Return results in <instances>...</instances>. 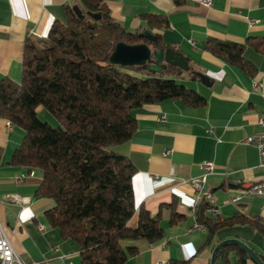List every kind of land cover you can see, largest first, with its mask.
Segmentation results:
<instances>
[{
    "label": "crops",
    "instance_id": "crops-1",
    "mask_svg": "<svg viewBox=\"0 0 264 264\" xmlns=\"http://www.w3.org/2000/svg\"><path fill=\"white\" fill-rule=\"evenodd\" d=\"M75 1L0 0V80L20 79L25 41L31 37L41 45L53 22L66 23L64 8ZM181 1L104 0L111 18L129 31L143 24L141 15H165L168 25L160 31L163 43L184 55L189 67L209 81L207 85L199 77L181 81L204 98L203 106L164 100L136 109L135 133L127 142L111 147L135 167L131 178L135 212L127 226L135 228L144 209L158 217L163 229L162 239L154 243L121 241L124 249H137L125 264H166L170 260L210 264L213 249L205 245L206 231H190L197 208L191 179L201 174L202 161H212L215 166L207 188L218 206L219 219L241 214L264 221V197L247 195L240 185L258 180L262 174L257 168V149L243 140L264 130L257 124L260 118L264 121V48L258 52L249 44L264 38V0H211L209 6L203 0ZM249 19L256 22L249 25ZM30 30L35 35H29ZM209 38L245 45L243 57L255 67V74L249 76L205 51ZM37 113L46 122L57 124L41 108ZM23 135L22 129L0 118L1 227L24 263L79 264L78 246L61 239L45 219L51 199L34 194L42 171L9 163ZM168 150L171 152L163 155ZM14 197L28 202L21 205ZM232 197L237 201L231 202ZM172 208L183 219L170 225ZM216 239H238L264 255L263 238L249 226L220 229ZM230 260L236 264L234 252ZM246 264L255 263L248 259Z\"/></svg>",
    "mask_w": 264,
    "mask_h": 264
},
{
    "label": "trees",
    "instance_id": "trees-1",
    "mask_svg": "<svg viewBox=\"0 0 264 264\" xmlns=\"http://www.w3.org/2000/svg\"><path fill=\"white\" fill-rule=\"evenodd\" d=\"M73 5L81 10L82 18ZM64 10L66 23L53 22L41 45L31 37L25 41L20 79L0 80V118L24 132L9 163L42 171L34 194L51 199L45 219L61 239L78 246L79 264H125L137 249H124L121 241L154 243L162 239L163 229L158 217H151L144 209L139 212L137 226H127L135 212L131 185L135 167L111 147L127 142L135 133L133 113L141 106L180 100L187 107H198L205 100L181 83L198 78L191 67L182 71L168 65L156 74L148 72L145 65L126 68L108 61L117 42L168 48L160 33L168 25L165 15H141L143 24L129 31L111 18L104 0H76ZM87 12L100 19L94 20ZM143 31L153 40L142 37ZM249 44L261 52L264 38ZM244 48L211 38L204 43L205 51L253 76L256 69L244 59ZM39 108L56 121V126L38 118ZM1 157L0 148V161ZM205 208L200 203L194 214L195 222L205 227V245L214 249L220 243L217 231L232 226H249L264 242L261 218L240 214L221 220L207 215ZM182 219L172 208L169 224ZM232 252L236 264H246L249 257L235 245L222 248L216 264H231ZM256 255L264 264V255Z\"/></svg>",
    "mask_w": 264,
    "mask_h": 264
},
{
    "label": "built area",
    "instance_id": "built-area-1",
    "mask_svg": "<svg viewBox=\"0 0 264 264\" xmlns=\"http://www.w3.org/2000/svg\"><path fill=\"white\" fill-rule=\"evenodd\" d=\"M203 5L209 6L211 0H203ZM256 21L249 19L248 24L253 25ZM29 35H35V32L30 30ZM260 128H264V121L260 118L257 122ZM245 144H251L257 149L258 164L257 168L262 171L261 177L258 180L246 183H240L243 186V192L251 196L264 197V130L252 133L243 140ZM171 151H165L163 155H168ZM201 174L191 179V184L195 192V206L200 203L206 205L205 213L209 216H219L218 206L216 205L213 195L209 188H207V178L214 173L215 166L212 161H202L199 165ZM237 197H232L231 202H236ZM14 201L21 205L28 202L27 198L14 197ZM205 230V227L197 222H194L190 231ZM0 264H27L21 261L17 253L14 251L8 238L6 237L0 224Z\"/></svg>",
    "mask_w": 264,
    "mask_h": 264
},
{
    "label": "water",
    "instance_id": "water-1",
    "mask_svg": "<svg viewBox=\"0 0 264 264\" xmlns=\"http://www.w3.org/2000/svg\"><path fill=\"white\" fill-rule=\"evenodd\" d=\"M73 10L78 17L82 18L83 14L77 5H73ZM94 20L100 17L89 12L86 13ZM140 35L149 41L153 40V36L148 31H143ZM108 61L110 64L121 67H133L145 65L146 70L150 73H161L168 65L177 67L182 71H188L189 65L187 59L179 51L168 48L152 49L146 43L127 44L117 42L111 51ZM199 80L204 84H209L207 76L198 73ZM228 245H235L241 248L255 264H262L260 258L243 242L238 239H227L218 243L213 249L210 264H216L218 252Z\"/></svg>",
    "mask_w": 264,
    "mask_h": 264
},
{
    "label": "rangeland",
    "instance_id": "rangeland-1",
    "mask_svg": "<svg viewBox=\"0 0 264 264\" xmlns=\"http://www.w3.org/2000/svg\"><path fill=\"white\" fill-rule=\"evenodd\" d=\"M126 68H129V67H126ZM132 71V70H131ZM38 118L40 119V120H42V121H45L44 119H43V115L41 114V113H38ZM55 121V120H54ZM56 122V121H55ZM48 124H50L51 126H56V125H53L52 123H48Z\"/></svg>",
    "mask_w": 264,
    "mask_h": 264
}]
</instances>
